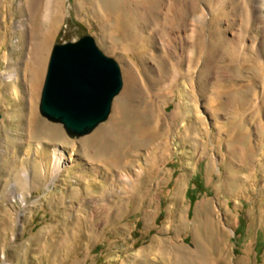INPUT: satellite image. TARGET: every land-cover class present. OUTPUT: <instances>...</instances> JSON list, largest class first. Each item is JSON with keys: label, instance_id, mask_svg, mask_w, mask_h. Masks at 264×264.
<instances>
[{"label": "rangeland", "instance_id": "1", "mask_svg": "<svg viewBox=\"0 0 264 264\" xmlns=\"http://www.w3.org/2000/svg\"><path fill=\"white\" fill-rule=\"evenodd\" d=\"M48 1L27 32L19 0H0V264H189L203 247L209 264H264V38L243 0L239 20L199 24L213 0H187L183 40L162 17L176 0H110L111 16L100 0H54L51 24ZM85 34L120 63L124 88L106 122L72 137L40 104L54 46ZM122 113L132 140L93 154L84 140ZM56 147L69 162L59 175Z\"/></svg>", "mask_w": 264, "mask_h": 264}, {"label": "water", "instance_id": "2", "mask_svg": "<svg viewBox=\"0 0 264 264\" xmlns=\"http://www.w3.org/2000/svg\"><path fill=\"white\" fill-rule=\"evenodd\" d=\"M123 88L120 63L99 47L93 35L85 34L54 46L40 111L63 124L70 136L82 137L109 119Z\"/></svg>", "mask_w": 264, "mask_h": 264}, {"label": "bare ground", "instance_id": "3", "mask_svg": "<svg viewBox=\"0 0 264 264\" xmlns=\"http://www.w3.org/2000/svg\"><path fill=\"white\" fill-rule=\"evenodd\" d=\"M102 1V2H101ZM99 3L104 4V8L107 10L109 15L111 16L112 13V6L110 0H100ZM187 0H176V3L173 4V9L171 12H168L165 17V13L162 12L164 19H169L168 24L172 22V25L174 23H177V35L176 39L183 40V33L182 28L186 26L185 19L186 14L184 12H181L185 6H186ZM243 4L245 5V13H246V21L249 26L253 25L255 22H257V25L261 28L262 31V37L264 38V0H243ZM19 6L21 9L24 10V16L20 18L16 25L20 30L27 31L30 30V18L34 16L36 12L39 10L40 6V0H19ZM54 0L48 1V6L45 11V20L47 21V24H51L53 21V14H54ZM167 7V6H166ZM8 8V9H7ZM181 8V9H180ZM89 10H94V6H89ZM188 9V5L187 8ZM185 9V10H186ZM6 10L9 12V6L6 5ZM181 10V11H180ZM184 11V10H183ZM227 12V15L232 17V20H239L241 14L239 10V6L236 4L235 0H213L208 6H206L202 13L195 18V21L199 23L205 22L209 17H211L213 14L220 13V12ZM158 13L157 10L150 8L148 6L141 7L140 14L144 17L150 18L151 16L154 17V15ZM178 13V15H177ZM179 20V21H178ZM228 19V21H230ZM243 22V21H242ZM164 25V30H168L171 28L170 25H166V23H161ZM198 25H196L193 29L192 35L195 36L197 34V28ZM241 27H243L241 25ZM239 31V29H238ZM50 34V33H49ZM241 34V41L236 44V50L239 56H246L248 53L247 44L242 41ZM259 44V49L262 48V43H256L255 45ZM33 58V54L31 56ZM35 69H33V77L35 74H37V64L34 66ZM35 71V74H34ZM19 71L17 69L16 65H12L10 69H8L4 73V79L6 82L15 83L18 79ZM35 83L32 84V95L33 98L35 96V100L37 99L38 91L35 87ZM33 107L29 116L28 121L31 123V127L37 128L38 125H40V118L36 114V106L37 101L32 102ZM34 122V124H33ZM29 124V125H30ZM132 124L127 116L122 113V116H120L118 119H116L112 124L104 125L96 134H94L92 137L84 140V144L94 147V153L103 152L105 153L108 149L112 148V144L114 143L113 140H117L119 143L124 144L129 140H132V137H134L133 132L135 131V125L130 126ZM42 131H45L46 125L41 126ZM40 129V128H38ZM21 143H29L30 138H20ZM19 139V140H20ZM54 172L56 175H59L66 167H68L69 162L67 160V154L65 150H63L60 147H56L54 150ZM30 178L29 176H27ZM248 178V177H245ZM18 197L22 198L24 201H26L25 196L23 193L17 194ZM224 242L227 240L226 237L223 238ZM201 242L200 240H198ZM204 249V250H203ZM209 252L203 247L202 249H199V251L194 252L192 259H190L189 264H209L210 259L208 257Z\"/></svg>", "mask_w": 264, "mask_h": 264}, {"label": "trees", "instance_id": "4", "mask_svg": "<svg viewBox=\"0 0 264 264\" xmlns=\"http://www.w3.org/2000/svg\"><path fill=\"white\" fill-rule=\"evenodd\" d=\"M188 193H191V188L188 190Z\"/></svg>", "mask_w": 264, "mask_h": 264}]
</instances>
